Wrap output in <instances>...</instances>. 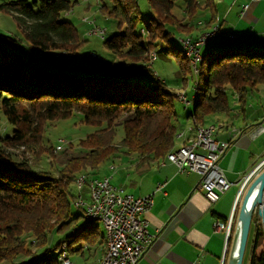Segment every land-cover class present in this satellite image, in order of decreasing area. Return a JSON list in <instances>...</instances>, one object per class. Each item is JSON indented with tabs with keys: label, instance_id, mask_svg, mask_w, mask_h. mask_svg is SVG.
<instances>
[{
	"label": "trees",
	"instance_id": "16d2710c",
	"mask_svg": "<svg viewBox=\"0 0 264 264\" xmlns=\"http://www.w3.org/2000/svg\"><path fill=\"white\" fill-rule=\"evenodd\" d=\"M101 1L100 13L116 21L119 33L104 39L116 61L102 59L105 62L99 67L60 61L50 54L81 55L83 42L77 29L62 19L74 7L69 0H19L0 7L14 15L23 31V38L0 32V113L11 126L10 133L0 134V264H15L18 258L23 259L19 264H61L62 246L70 257L82 255L84 249L102 248L106 233L98 222L86 220L71 185L83 172L96 177L100 164L123 149L146 163L167 160L176 146L177 93L166 81L144 75L157 59L150 64V53L165 47L177 59L183 83L188 85L187 78L194 72L172 43L174 31L195 41L210 30L215 24L214 0H147V13L140 10L138 0ZM177 1L184 3L185 24L172 13ZM178 39L181 42L182 36ZM205 53L195 71L194 111L187 118L195 128L206 126L212 115L230 111L229 91L245 105L247 97L264 86V55L236 47L221 55ZM74 114L86 125L105 128L80 142L84 156L64 152L65 164L60 167L53 154L56 149L42 145L43 140L39 143L42 123L51 126ZM124 116V135L116 144L114 125ZM21 148L25 152L16 153ZM31 154L51 160L41 169L40 159H32ZM254 219L248 264H264V229Z\"/></svg>",
	"mask_w": 264,
	"mask_h": 264
},
{
	"label": "crops",
	"instance_id": "0c3cea01",
	"mask_svg": "<svg viewBox=\"0 0 264 264\" xmlns=\"http://www.w3.org/2000/svg\"><path fill=\"white\" fill-rule=\"evenodd\" d=\"M214 2V25L221 26L222 35L206 46L207 54L229 47L249 48L254 53L264 52V0ZM245 5H249V8L243 11ZM229 33L237 36L232 42L228 38ZM198 34L195 31L193 36ZM229 92L234 97V103H230V111L210 116L206 126H203L215 127L214 138L218 142L230 144L220 166L233 186L217 203L212 204L197 189L200 182L198 174H179L177 167L166 160L140 163L139 158L130 157V162L120 167L113 164L110 167L113 171L109 170V173L101 176L110 178L115 187L134 197L154 194V204L144 217L149 223L150 233L156 239L139 264L227 262L230 253L227 231L217 229L216 224H226L234 210L237 213L240 202H236L243 183L264 162V130L260 131L264 129V86H259L252 92L245 105L238 102L237 94ZM196 98L195 95L194 100ZM180 119L179 117V132L195 126L191 118ZM177 135L174 151L185 142L184 139L177 138ZM200 153L204 154L203 151ZM119 157L117 155L112 159L122 162L118 160ZM96 174L94 172L97 177ZM83 251L82 255L75 256L85 258L88 251L87 259H92L91 264H100L107 251V240L105 239L102 248Z\"/></svg>",
	"mask_w": 264,
	"mask_h": 264
},
{
	"label": "rangeland",
	"instance_id": "374dc122",
	"mask_svg": "<svg viewBox=\"0 0 264 264\" xmlns=\"http://www.w3.org/2000/svg\"><path fill=\"white\" fill-rule=\"evenodd\" d=\"M13 1H19V0H0V7L3 4L6 3H10ZM30 3L37 1L40 3L41 0H28ZM72 4H73V8L70 12L65 13L62 17V19L64 21L70 22L72 23V25L77 29L79 37L81 39V41L83 42V46L81 48V55L77 56L75 55H66L67 53L64 52H60V53H50L52 54H57L60 57H55L58 59H65V60H69L67 59L68 57L71 56V58H83L84 56L88 57L90 56L92 53H96V55H98V57L102 60H114L116 61V58L111 56V53L105 48L104 46V39L101 38L100 36L97 35H90L92 30H97V29H101V30H105L106 34L105 37L106 39L112 37L113 35H116L119 33V28L117 26V23L115 20L113 19H109L104 17L100 11V5L102 4L101 0H69ZM139 3V8L142 12L147 13V0H138ZM184 3L182 1H177L176 2V7L173 9L172 13L174 14V16L180 20L183 24L187 23V21H184L185 19V15H184ZM183 20V21H182ZM218 25V24H216ZM214 26V25H213ZM212 26V27H213ZM211 27V28H212ZM220 28V25H219ZM0 32L3 35L6 36H16V37H21L23 38V31L21 29V27L19 26V22L17 21V19L14 17L13 14L11 13H7L4 12L0 9ZM175 36L174 39L172 40L173 45L178 49L181 50V55L185 56L188 59V63L192 69V71L194 72V75H189L188 76V85L185 86L183 83V76L179 67V64L177 62V59L173 56V55H169L165 49V47H162L158 50V53L156 54V52L153 50V52L150 53V64L153 63V55L157 56L156 62H154L153 66L150 68L151 71H147L144 75L145 78H152L154 80L158 78L164 80L167 82V84L170 87V90H173L174 92L177 93L176 97L178 100H176L175 104H176V109L178 111V116L181 118L180 120H186L194 111V103L195 100L194 98V94L197 91V81H196V72L193 69L195 67V64L192 65V63L190 62V59L187 57V53L185 52V48H184V44L183 41L186 39H191V38H184V35H181L180 33L174 31ZM180 36H182V40L180 42V40L178 39ZM184 38V39H183ZM192 40V39H191ZM194 41V40H192ZM238 51H249V48H237ZM222 51L225 50H219L217 52L218 55H221ZM206 50L202 51V54H206L205 53ZM23 53V52H22ZM66 55V56H63ZM88 55V56H87ZM259 55H264V52H260ZM73 59V60H74ZM80 60V59H79ZM201 60L199 61L198 65L201 63ZM38 64H40L41 62L37 61ZM48 62V61H45ZM105 62V61H104ZM103 61H97L96 62V66H101L104 64ZM90 63V62H88ZM92 65H94L92 63ZM205 78L208 77V70L204 71V75ZM178 91V92H177ZM182 94H184L185 96L188 97V100L190 101L188 106H185V103L182 99ZM181 97V98H180ZM181 99L183 102H181ZM229 101L230 103H234V97L232 92H229ZM1 115V113H0ZM124 116L122 117L119 121H117V123L114 125V127L116 128V135H115V143L118 144L121 142V139L123 138L124 132H123V128H122V122L125 119ZM0 134H4V133H10L11 132V126H9V124L7 123L5 117L3 115L0 116ZM105 127H97V126H92V125H86L85 123L82 122L81 116L78 114H74L71 118H69L68 120H63V121H59L53 125L50 126V124L43 122L42 123V138L40 137L39 143L42 141V145L45 146V144H49L50 146H53L58 152H56V150L53 149V154L57 157V161L56 164H58L60 167L62 166V164H65V156H64V152H67L69 155L68 156H84L86 154V150L84 148H82V146H80V142L85 140L88 136L95 134L97 131L104 129ZM47 132V133H46ZM46 134V136H44ZM46 137V138H45ZM48 142V143H46ZM59 149H58V148ZM40 149V148H38ZM21 152H25L24 148H21L20 150L16 151V153L20 154ZM125 150L123 149L118 156L119 159L122 162H118L115 161L114 159H109L108 161H104L103 163L100 164V166L98 167V169L96 170V175L97 177L95 178H99V179H103L104 177L101 178V176L105 175L106 173H109L110 171V167L115 164L117 167H120V165L125 164L130 162L132 159H130V157L128 155H126ZM88 153V152H87ZM32 155V154H31ZM31 155H29L31 157ZM52 157V156H51ZM32 159H40V155L37 154V157L32 155L31 157ZM124 159V160H122ZM49 160H51V158L49 159L47 156H43L39 162H38V166L43 169L46 167V165L49 164ZM114 160V161H113ZM51 162V161H50ZM110 170V171H109ZM87 172H83L80 175H86L87 177H91L88 176L87 174H84ZM92 174V173H91ZM79 175V176H80ZM78 176V177H79ZM71 190L73 192L74 195H79V193L82 194L84 202L88 205L89 203V189L88 187H84L82 190H78L75 186V183H73L71 185ZM74 209H76V206L74 205ZM254 220L256 221V225L257 226H262L261 223V219L257 216L254 217ZM97 225H100L99 227L101 228L102 232H105V230H103V225L101 222H98ZM102 225V226H101ZM263 227V226H262ZM253 233L254 230L252 228L251 233H250V242H249V249H248V253L245 257L244 263L243 264H248V259H249V250H250V244L252 242V238H253ZM54 239H52L53 241H57V237H54ZM89 255V252H86V256L85 258L83 257H79L72 255L71 256V262L73 264H91V260L87 259ZM23 261L22 258H18L15 261V264H19ZM3 264H13V263H9V262H4Z\"/></svg>",
	"mask_w": 264,
	"mask_h": 264
},
{
	"label": "built area",
	"instance_id": "2783aa9c",
	"mask_svg": "<svg viewBox=\"0 0 264 264\" xmlns=\"http://www.w3.org/2000/svg\"><path fill=\"white\" fill-rule=\"evenodd\" d=\"M248 8L249 5L243 6V11ZM105 34L106 31L103 30V37H105ZM221 35L220 27L217 32L203 34L202 37L197 39L196 43L186 45L195 55L197 71L199 55L211 41ZM236 37L234 33L228 34L231 42ZM83 60L102 61L96 53L84 57ZM183 97L185 106L189 105L191 100L189 101L187 96ZM214 132L215 127L211 130H197L193 126L190 127L187 130V136H185L186 151L177 150V157L172 162L177 167L179 174L196 173L200 176L197 189L202 191L212 204L217 203L233 186V183L228 181L220 166V161L229 150L230 144L218 142L214 138ZM188 134L198 135V142H188ZM201 151L204 154H201ZM248 179L249 177L241 187L237 204L243 196ZM85 186L89 189V203L87 205L82 194L79 193L76 206L84 209L85 212H89L91 217L105 219L112 231L114 253L105 264H139L156 239V236L150 233L149 223L144 217L154 204V194L140 198L134 197L125 193L123 189L115 187L110 178H105V182H96V179L87 178L76 181V188L79 191ZM235 216L236 210H234L226 224H216L217 229L227 231L228 239L235 225ZM58 255L65 264H71L69 253H61L59 249Z\"/></svg>",
	"mask_w": 264,
	"mask_h": 264
},
{
	"label": "water",
	"instance_id": "95a60500",
	"mask_svg": "<svg viewBox=\"0 0 264 264\" xmlns=\"http://www.w3.org/2000/svg\"><path fill=\"white\" fill-rule=\"evenodd\" d=\"M55 59L65 62L85 61L87 63H96L76 58L74 60ZM256 205H263V208L258 212V217L261 219L264 229V162L249 176L248 183L239 204V210L235 220L232 245L225 264L244 263L252 221L254 218V208ZM229 241L230 238L228 239V242Z\"/></svg>",
	"mask_w": 264,
	"mask_h": 264
},
{
	"label": "bare ground",
	"instance_id": "6f19581e",
	"mask_svg": "<svg viewBox=\"0 0 264 264\" xmlns=\"http://www.w3.org/2000/svg\"><path fill=\"white\" fill-rule=\"evenodd\" d=\"M219 29V25H214L210 30L204 32L203 34H212L214 32H217ZM203 34L200 35V37L203 36ZM90 35H97V36H100L101 38L105 39V37H103V30L101 29H97V30H92L91 34ZM197 40L195 41H192L191 39H186L183 41V44H184V48H185V52L187 53V57L190 59V62L192 63V65L195 64V67L193 68L196 72H197V64H196V60H195V55L194 53L190 50L189 47H187L186 45H190V44H193V43H196ZM68 56V54H66ZM64 55V56H66ZM70 55V54H69ZM53 57H60L59 55L57 54H52ZM51 56V57H52ZM63 56V55H62ZM63 56V57H64ZM73 56V55H72ZM88 56V55H87ZM86 57V56H84ZM84 57L82 58H79L80 60H83ZM156 56L154 55L153 56V60H155ZM202 56L201 54L199 55V61L201 60ZM63 59V58H61ZM67 59L69 60H73L74 58H71L68 57ZM185 96L184 94L181 96L183 101H184V97ZM180 97V98H181ZM181 99V101H182ZM182 101V102H183ZM194 127V126H193ZM195 128V127H194ZM197 130H211L213 129V127H200V128H196ZM185 136H187V131H182V132H179L178 135H177V138L179 139H184L185 140ZM191 137H188V142H198V135H190ZM178 151H186V143H184L180 148L177 149ZM177 150L171 152L168 156H167V160L168 162L172 163L176 157H177ZM84 178H87V179H96V182H105V177L103 179H99V178H95V177H92V178H89L87 177L86 175H81L77 178V180H84ZM76 180V181H77ZM75 186H76V183H75ZM263 208V205H256L255 208H254V217L257 216L258 217V212L259 210H261ZM84 210V209H83ZM85 218L86 220L88 221H91V222H101L102 225H103V228L105 230V233H106V237H107V251L105 253V256L103 257L102 261L100 264H105L106 262H108L109 260V257H111V255L114 253V242H113V238H112V231L110 230V227H109V224L108 222L105 220V219H98V218H94V217H91L90 216V213L89 212H85ZM60 252L61 253H68L67 252V248L66 246H62L60 248ZM59 256V255H58ZM58 260L61 264H65V262L60 258L58 257ZM71 264H73L71 262Z\"/></svg>",
	"mask_w": 264,
	"mask_h": 264
}]
</instances>
